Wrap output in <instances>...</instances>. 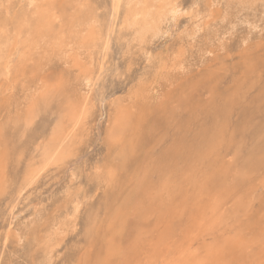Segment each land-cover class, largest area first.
Wrapping results in <instances>:
<instances>
[{
    "label": "rangeland",
    "instance_id": "1",
    "mask_svg": "<svg viewBox=\"0 0 264 264\" xmlns=\"http://www.w3.org/2000/svg\"><path fill=\"white\" fill-rule=\"evenodd\" d=\"M2 1L0 16L4 13L8 17L13 16V12L18 14L22 12V9L23 11L27 9L25 8L26 0ZM207 1L205 0L202 5L200 3L204 0L192 2L191 0H170L178 7L176 15L174 14L175 20L165 21L160 34L158 33L157 37L155 36L142 47L130 40L127 31L124 30L119 34L118 24L122 15L120 10L119 20L115 21L116 30L110 38L106 55L102 53L91 58L90 54H87L88 51L81 48L77 56L65 59L57 57L58 54L54 52V49L42 48L36 51L37 55L33 54L34 59L31 63L16 66L7 76L0 75L1 264H104L106 259L109 263L106 260L105 264H133L134 262L138 264L140 262L138 258L142 257V261L145 254H148L146 249L149 252L153 246L150 243L161 242L162 244L170 239L180 240L187 224L196 215L195 209L198 207L196 204L204 205L209 198L208 194L215 193L228 197L227 204L223 206L224 210L222 209L226 214L228 232L234 234L237 231L238 233L240 232L238 228L242 230L244 226L243 233L238 234L244 235L245 243L253 241L249 250H238L240 253L235 251L236 256L239 254V258L234 257V253L232 260L230 258L228 260L232 262L229 264H264V253H262L264 251V232L262 231V228L264 230V2L259 1L256 7L253 3L245 5V8L239 0L237 2L235 0ZM210 1L213 2L210 3ZM98 2L102 4L99 5ZM103 2L104 0H55V6L57 8L62 6L67 13H73L72 16H74L73 10L78 11L77 13H90V16L97 21L96 26L101 27L103 32L111 23L112 0ZM197 8L200 10L199 14H197ZM224 8H227V12ZM11 9L12 13H10ZM225 12L228 15L231 14V17ZM236 13L237 16L234 15ZM244 15L246 18L243 17ZM253 19L255 21H252ZM203 22L205 24H202ZM243 23L246 26L242 25ZM62 24L66 26L67 21H62ZM230 26L235 27L230 29ZM81 28L85 35V25ZM173 41L177 42L175 43L177 46ZM167 49H169L168 53H166ZM176 51H179L178 55ZM55 59L58 61L57 64ZM85 60L90 61L88 63ZM154 63L157 64L154 65ZM100 66L103 68L95 83L96 86L92 84L89 90L91 92H87L82 85L84 82L82 76L90 71H97ZM88 67L91 69H87ZM148 68L150 70L146 71ZM51 82L52 85L54 82L55 84L52 86ZM27 89L32 94H28ZM36 90L38 93L44 90L49 92L47 95L51 99L48 97L49 100L43 105L33 103L31 118H24L28 113L26 110L31 107L30 96L36 95ZM75 90L78 91L77 93L81 91L79 95ZM15 91L18 93H14ZM81 93L84 94L82 97L85 101L88 100L85 106L88 115L73 129L74 133L70 131L72 136L69 140L72 141L73 156L71 155L63 163L47 165L33 182L27 183L25 179L27 169L38 165L40 148L49 139L61 114L60 110L62 111V107L69 106L68 103L77 99L73 97L74 95L77 94L76 96L81 98ZM20 96L25 97V101L22 98L19 101ZM116 109L121 111L124 119L120 127L114 128L116 137L114 141L109 139L106 131L112 127V114ZM12 110L16 111L15 115ZM96 173H99L100 177L96 178ZM52 189L54 191H51ZM49 195L54 198L52 196L50 198ZM1 199H3L2 202ZM239 200H245L243 202L246 207L250 204L251 210L248 213L243 208H235L234 202ZM4 204L7 206L4 207ZM144 208L150 211L145 214ZM257 211L260 212L259 215ZM231 212L234 214L231 215ZM3 213L4 216H2ZM155 214L157 217L154 216ZM157 214L162 216L161 219ZM253 215L260 218L261 229L257 227L246 229L247 219ZM23 222L28 227L23 228L25 227ZM164 233L166 235L170 233L168 238L164 236ZM252 233L256 234L255 238L252 237ZM171 234L173 235L170 236ZM26 235L29 236L26 237ZM37 236L39 239L36 238ZM49 238L52 239L50 249L53 253L45 259L43 255L45 251L42 250H45V243ZM27 239L31 240V243ZM38 247L43 253L39 252Z\"/></svg>",
    "mask_w": 264,
    "mask_h": 264
},
{
    "label": "bare ground",
    "instance_id": "2",
    "mask_svg": "<svg viewBox=\"0 0 264 264\" xmlns=\"http://www.w3.org/2000/svg\"><path fill=\"white\" fill-rule=\"evenodd\" d=\"M3 1H7V0H3ZM2 1V2H3ZM103 1V0H102ZM175 1V0H174ZM181 1V0H180ZM183 1V0H182ZM193 0H191L192 2ZM199 1V0H197ZM207 1V0H206ZM219 1V0H217ZM231 1V0H229ZM228 1V2H229ZM237 2V0H235ZM264 2V0H239L240 4H242L245 8L246 6L245 5H250L253 3L254 7H256V4H258V2ZM1 2V0H0ZM20 2V1H19ZM24 2V1H23ZM27 2V8L26 10L23 11L22 9V12L20 11V13H14L13 16H6L4 14H2V16H0V75H3V76H7L8 73L11 72V69L15 68L16 66L19 67L20 65L22 66H25L26 64H29L31 63V60L33 61V54L35 55L39 49H54V52L57 53L58 55H56L57 57L59 56L60 58H65V59H70L71 57L74 58V56H77L78 53H80V49L81 48H84L86 49L87 54L89 53L91 58L95 57L97 54H105L107 49H108V46H109V41H110V38L111 36L115 33L114 30H116V26H115V21L116 19L119 20V11L122 10V15L120 17V21H119V24H118V30H119V34H121V32H123L124 30L127 31L128 35H129V38L130 40H133L134 42H136L138 45H140V47H142L143 44H145L146 42L148 43L149 40H151L152 38H154L162 29V24L165 22V21H168L170 19H174L175 20V12L177 11V5L176 4H173L170 2V0H112V5H111V14H112V19H111V23L108 27H106L105 31L102 32V28H98L96 26L95 23H97V21L90 16V13H83V12H79L77 13L78 11H75L73 10L74 12V16H72L73 13L71 12H66V10H64V8L62 6H59V8H57L55 6V0H26ZM105 2V0H104ZM103 2V3H104ZM109 2V0H108ZM190 2V4H191ZM208 2V1H207ZM213 2V1H210V3ZM216 2V1H215ZM220 2H222L220 0ZM227 2V1H226ZM77 3V2H76ZM181 3V2H180ZM184 3V2H182ZM188 3V2H187ZM205 3V0L203 3H200V4H204ZM25 4V3H24ZM99 4V2H98ZM102 4V3H100ZM99 4V5H100ZM189 4V3H188ZM214 4V3H213ZM218 4V3H217ZM216 4V5H217ZM230 4V3H229ZM15 5V4H14ZM21 5V3H20ZM23 5V4H22ZM66 5V4H65ZM194 5V4H193ZM201 5V6H202ZM209 5V4H208ZM211 5V4H210ZM221 5V4H220ZM228 5V4H226ZM232 5V4H231ZM242 5L240 6L242 8ZM13 6V5H12ZM17 6V5H16ZM23 6H26V5H23ZM105 6V4L103 5ZM190 6V5H189ZM200 6V7H201ZM222 6V5H221ZM239 6V5H238ZM2 7V6H1ZM9 7V5H8ZM7 7V8H8ZM22 7V6H20ZM99 7V6H98ZM186 7V6H185ZM211 7V6H210ZM229 7V6H228ZM233 7V6H231ZM237 7V6H236ZM235 7V9H236ZM11 8V7H10ZM15 8V7H14ZM19 8V6H18ZM78 8V7H77ZM199 8V6H198ZM197 8V11L199 14V11ZM206 8V7H205ZM238 8V7H237ZM240 8V9H241ZM20 9V8H19ZM58 11H57V10ZM80 10V8H78ZM77 9V10H78ZM209 9V8H208ZM227 8H224V10L227 12L226 10ZM232 8V10H235ZM18 10V9H16ZM203 10V9H202ZM210 10V9H209ZM222 10V9H221ZM243 10V9H242ZM12 9L10 11V13H12ZM257 11V10H256ZM2 12V11H1ZM183 12V11H182ZM186 12V11H185ZM194 12V11H192ZM196 12V11H195ZM211 12V11H210ZM222 12V11H221ZM220 14H224L221 13ZM225 12V13H226ZM229 12V10H228ZM241 12V10L239 11ZM249 12V11H248ZM255 12V11H254ZM75 13H77V15L75 16ZM188 13V12H186ZM191 13V12H190ZM205 13V12H203ZM213 13V11H212ZM232 14L234 13L231 12ZM238 13V12H237ZM237 13L234 14L237 16ZM244 13V12H243ZM247 13V12H246ZM260 13V12H259ZM175 14V15H174ZM227 14V13H226ZM248 14V13H247ZM251 14V13H250ZM255 14V13H254ZM4 15V16H3ZM210 15V14H209ZM213 16V14H211ZM228 15V14H227ZM231 14H229L228 16H230ZM240 15V14H239ZM242 15V14H241ZM246 15V14H245ZM243 16L246 18V16ZM66 16V17H65ZM193 16V15H192ZM104 17V16H103ZM196 17V16H195ZM198 17V15H197ZM204 17V15H203ZM207 17V15H206ZM223 17V16H222ZM232 17H234L232 15ZM242 17V18H243ZM249 16H247L248 18ZM256 17V16H254ZM58 18V20H57ZM66 18V19H65ZM109 18V17H108ZM107 18V19H108ZM208 18V17H207ZM206 18V19H207ZM214 19V17H211ZM241 18V17H240ZM239 18V19H240ZM104 19V18H103ZM197 19V18H196ZM203 19V18H202ZM235 20H237L236 18H234ZM180 20V19H179ZM194 20V18H193ZM208 20V19H207ZM215 20V19H214ZM229 20V19H228ZM240 20H243V19H240ZM248 20V19H247ZM62 21H67V25L63 26L62 24ZM105 21V20H104ZM102 21V22H104ZM192 21V20H191ZM210 21V20H209ZM224 21V19H223ZM246 21V20H245ZM252 21H255V19H253ZM101 22V21H100ZM101 22V23H102ZM206 24H207V21L205 20ZM205 22H203L202 24H205ZM215 22V21H214ZM225 22V21H224ZM229 22H231L229 20ZM234 22V21H232ZM238 22V21H237ZM236 22V23H237ZM244 22V20H243ZM191 23V22H190ZM199 23V22H198ZM210 23V22H209ZM219 23V21H218ZM242 23V22H241ZM249 23V22H248ZM259 23V21H258ZM100 24V23H99ZM228 24V23H227ZM232 25V23H230ZM86 27V34L83 35V30L81 28V26H84ZM168 25V24H167ZM174 25V24H173ZM211 25V24H210ZM217 25V23H216ZM219 25V24H218ZM223 25V23H222ZM222 25H221V28H222ZM238 25V24H237ZM244 26H246L244 23L242 24ZM258 25V24H257ZM99 26V25H98ZM203 26V25H202ZM229 26V25H228ZM240 26V24L238 25ZM258 26H261V25H258ZM64 27V28H63ZM235 27V26H233ZM233 27H229L230 29L233 28ZM167 28V27H166ZM200 28V27H199ZM206 28V27H205ZM224 28V27H223ZM226 28L228 29V27L226 26ZM241 28V27H240ZM247 28V27H246ZM214 29V28H213ZM220 29V27H219ZM238 30V28H235ZM249 29V28H248ZM207 30V29H206ZM210 30V28H209ZM218 30V29H217ZM229 30V29H228ZM240 30V29H239ZM238 30V31H239ZM204 31V30H203ZM213 31V30H212ZM211 31V33H212ZM230 31V30H229ZM244 31V30H243ZM249 31V30H247ZM245 31V32H247ZM187 32V31H185ZM190 32V31H189ZM193 32V31H192ZM191 33L190 36H191ZM205 32V31H204ZM222 32V31H221ZM225 32V31H224ZM242 32V30H241ZM240 32V33H241ZM250 32V31H249ZM184 33V32H183ZM188 33V32H187ZM186 33V34H187ZM195 33V32H194ZM208 33V32H207ZM210 33V32H209ZM210 33V35H211ZM255 33V32H254ZM160 34V33H159ZM185 34V33H184ZM198 34V33H196ZM217 34V33H216ZM215 34V35H216ZM220 34V32L218 33ZM217 34V35H218ZM242 34V33H241ZM180 35V33H179ZM199 35V34H198ZM207 35V34H206ZM224 35V34H222ZM221 35V36H222ZM160 36V35H158ZM185 36V35H184ZM182 36V37H184ZM201 36V35H200ZM209 36V34H208ZM212 36V35H211ZM214 36V35H213ZM220 37V35H218ZM216 36V37H218ZM247 36V35H246ZM245 36V37H246ZM157 37V36H156ZM199 37V36H198ZM218 37V38H219ZM248 37V36H247ZM127 38V36H126ZM180 38V36H179ZM191 38H194V37H191ZM197 38V37H196ZM195 38V39H196ZM206 38V37H205ZM204 38V39H205ZM209 38V37H208ZM211 40L213 38H215V36L212 38L210 37ZM241 38V36H240ZM176 39V38H175ZM198 39V38H197ZM203 39V38H202ZM216 39V38H215ZM113 40V39H112ZM188 40V39H187ZM171 41V40H170ZM178 41V40H176ZM189 41V40H188ZM193 41V39H192ZM207 41V39H206ZM210 41V40H209ZM213 41V40H212ZM220 41V40H219ZM174 42V41H173ZM180 42V41H179ZM195 42H197V40H195ZM205 42V41H203ZM215 42V41H214ZM227 42V41H226ZM151 43V41H150ZM177 43V42H174V44ZM181 43V42H180ZM184 43V42H183ZM190 43V41H189ZM188 43V44H189ZM224 43V42H223ZM179 44V43H178ZM191 44V43H190ZM198 44V43H197ZM213 44V43H212ZM211 44V45H212ZM176 45V44H175ZM192 45V44H191ZM177 46V45H176ZM184 46V45H183ZM189 46V45H188ZM187 46V47H188ZM206 46V45H205ZM192 47H194L192 45ZM191 47V48H192ZM200 47V46H198ZM170 50H171V46L169 47ZM174 48V47H173ZM176 49V48H175ZM178 49V48H177ZM184 49V48H183ZM199 49V48H198ZM146 50V49H145ZM169 49L166 50V53H168ZM181 50V49H180ZM41 51V50H40ZM185 51V50H184ZM197 51V50H196ZM43 52V51H42ZM40 52V53H42ZM179 52V51H178ZM177 51L175 52L176 54L178 53ZM183 51H181L182 53ZM200 52V51H199ZM46 53H48L46 51ZM174 53V54H175ZM43 54V53H42ZM84 54V53H83ZM172 54V55H174ZM196 54V53H194ZM200 54V53H199ZM202 54V53H201ZM37 55V54H36ZM48 55V54H47ZM50 55V53H49ZM53 55V54H52ZM106 55V54H105ZM178 55V54H177ZM177 55H174V56H177ZM184 55V53H183ZM182 55V56H183ZM186 55V54H185ZM193 55V54H192ZM32 56V57H31ZM40 56V55H39ZM89 56V55H88ZM152 56V55H151ZM171 56V55H170ZM187 56V55H186ZM190 56V55H189ZM201 56V55H200ZM198 56V57H200ZM42 57V56H41ZM51 57V56H50ZM179 57V56H178ZM193 57V56H191ZM196 58H198L197 56H195ZM194 57V58H195ZM43 58V57H42ZM48 58V57H47ZM152 58V57H151ZM173 58V57H172ZM175 58V57H174ZM183 58V57H182ZM195 58V59H196ZM36 59V58H35ZM82 59V57H81ZM176 59V58H175ZM44 60V58H43ZM77 60V59H76ZM79 60V59H78ZM104 60V59H103ZM149 60V59H148ZM151 60V59H150ZM178 60V59H177ZM176 60V61H177ZM52 61V60H51ZM56 61V64H57V60L55 59ZM81 61V60H80ZM87 61V60H85ZM90 61V60H88ZM87 61V62H88ZM93 61V60H92ZM175 61V62H176ZM186 61V60H185ZM44 62H46L44 60ZM48 62V61H47ZM60 62V61H59ZM84 62V61H83ZM172 62V60H171ZM188 62V61H187ZM36 63V62H35ZM49 63V62H48ZM54 63V62H53ZM67 63V61H66ZM74 63V62H73ZM89 63V62H88ZM87 63V64H88ZM92 63V62H91ZM90 63V64H91ZM94 63V61H93ZM92 63V65H93ZM41 64V63H40ZM62 64V63H61ZM86 64V62L84 63ZM153 64V63H152ZM157 64V63H154V65ZM159 64V63H158ZM173 64V63H172ZM32 65V64H31ZM46 65V64H45ZM59 65V64H58ZM63 65V64H62ZM248 65V64H247ZM37 66V65H35ZM39 66V65H38ZM53 66V65H52ZM55 66V65H54ZM88 66L90 67V65L88 64ZM113 66V65H112ZM164 66V65H163ZM169 66V65H168ZM48 67V66H47ZM68 67V65H67ZM84 67V66H83ZM87 68V69H91V68ZM37 68V67H36ZM40 69V67H38ZM54 68V67H53ZM52 68V69H53ZM56 68V67H55ZM72 68V67H71ZM82 68V66H81ZM103 67L100 66L98 68L97 71H90L88 74H83L82 76V81H84L82 83V85L86 88V91L88 92L91 88V85L92 84H95L96 81H98L100 75H101V69ZM114 68V66H113ZM115 68H116V65H115ZM173 68H175L173 66ZM19 69V68H18ZM45 69V68H44ZM77 69H78V66H77ZM76 69V70H77ZM83 69H86V68H83ZM111 69V68H110ZM159 69V68H158ZM163 69V68H162ZM41 70V69H40ZM43 70V69H42ZM112 70V69H111ZM146 70V69H145ZM150 69L148 68V70L146 71H149ZM185 70V69H184ZM58 71V70H57ZM79 71V70H78ZM77 71V72H78ZM81 71V70H80ZM107 71V70H106ZM116 71V69H115ZM159 71V70H158ZM180 71V70H179ZM16 72V71H14ZM64 72V71H63ZM75 72V70H74ZM85 72H87V70H85ZM84 72V73H85ZM105 72V70H104ZM73 73V72H72ZM108 73V72H107ZM149 73V72H148ZM172 73V72H171ZM15 74V73H14ZM18 74H20L18 72ZM42 73H40L41 75ZM64 74V73H63ZM70 74V73H69ZM143 74V73H142ZM175 74V73H174ZM73 75V74H72ZM45 76V75H44ZM49 76V75H48ZM51 76V75H50ZM59 76V75H57ZM103 76V75H102ZM143 76V75H142ZM151 76V75H150ZM155 76V75H154ZM163 76V75H162ZM173 76V75H172ZM13 77V75H12ZM39 77V76H38ZM43 77V76H42ZM81 77V76H80ZM61 78V76H60ZM73 78V77H72ZM75 78V77H74ZM73 78V79H74ZM3 79V78H2ZM44 79V77H43ZM150 79V77H149ZM1 80V79H0ZM39 80V79H38ZM64 80V79H63ZM81 80V79H80ZM143 80V79H142ZM21 81V79H20ZM42 82H44L42 79H41ZM57 81V80H56ZM60 81H62L60 79ZM69 81V79H68ZM5 83V81H3ZM7 82V81H6ZM70 82V81H69ZM145 82V81H143ZM20 83V82H19ZM34 83V82H33ZM48 83V82H47ZM60 83V82H59ZM58 83V84H59ZM67 83V81H66ZM73 83V82H72ZM151 83V82H150ZM9 84V83H7ZM6 84V86H7ZM55 84V82H54ZM53 84V85H54ZM64 84V83H63ZM141 84V83H140ZM1 85V84H0ZM39 85V84H38ZM51 85H52V82H51ZM52 85V86H53ZM70 85V84H69ZM26 86V85H25ZM50 86V85H49ZM63 86V85H62ZM96 86V84H95ZM133 86V85H132ZM16 87V86H15ZM43 87V86H42ZM48 87V85H47ZM57 87V86H56ZM70 87V86H69ZM140 86H138L139 88ZM26 88V87H25ZM24 88V89H25ZM55 88V87H53ZM62 88V87H61ZM94 88V87H93ZM145 88V87H144ZM151 88V87H149ZM47 89V88H46ZM60 89V88H59ZM66 89V88H65ZM81 89V88H80ZM132 89V88H131ZM140 89V88H139ZM157 89V88H156ZM13 90V89H12ZM29 90V89H27ZM26 90V91H27ZM49 90V88L47 89ZM54 89H52L53 91ZM92 90V89H91ZM94 90V89H93ZM129 90V89H128ZM146 90V88H145ZM158 90V89H157ZM19 91V90H18ZM18 91H15L14 93H18ZM63 91V88L62 90ZM60 91V92H61ZM76 91V90H75ZM82 91V89H81ZM80 91V92H81ZM130 91V90H129ZM137 91H140V90H137ZM148 91V90H147ZM13 92V91H11ZM33 92V91H32ZM78 91H76L77 93ZM79 92V93H80ZM91 92V91H89ZM134 92V91H133ZM143 92V91H141ZM13 93V95H15ZM20 93V92H19ZM30 93V90L28 91V94ZM36 95H34L33 97H31V104L29 103V105H31V107H29L28 110V113H26V117L24 116V118H31V114L33 113V106L34 104L33 103H36V104H39V105H43L47 102V100L51 99L49 97V95H47V91H42V92H37V90L35 91ZM64 93V92H63ZM79 93H77L79 95ZM86 93V92H85ZM121 93V92H120ZM128 94V92H126ZM135 93V92H134ZM148 93V92H147ZM32 94V93H30ZM54 94H55V91H54ZM57 94V92H56ZM60 94V93H59ZM62 94V93H61ZM76 94V95H77ZM125 94V93H124ZM133 94V93H132ZM136 94V93H135ZM144 94V93H143ZM146 94V93H145ZM12 95V94H11ZM20 95V94H19ZM22 95V94H21ZM69 95V93H68ZM74 95L73 97L77 98L74 102H71V103H68L69 106L65 105L66 107L63 108L62 107V111L60 110L61 114L59 116V119H57L58 121L56 122V124L54 125L52 131H51V134H50V137L47 141H45V143L41 146L40 148V159H39V163L38 165L36 164L35 167H28V172L26 174V182L27 183H30V182H33L35 177H37L38 173L44 169L47 165H50V164H57V163H63L64 161H66L71 155L73 156L72 152H73V149H72V141H70L69 139L71 138L70 135L71 132H73V129L78 126L81 122V120H83V118L88 115L87 113V110H86V104L88 103V100L85 101V99L82 97L84 96V94H80L81 95V98H79L78 96ZM99 95V94H98ZM119 95V94H118ZM140 95V94H139ZM148 95V94H146ZM29 96V95H28ZM117 96V95H116ZM128 96V95H127ZM14 97V96H13ZM25 97H27L25 95ZM24 97V98H25ZM49 97V99H48ZM52 97V95H51ZM70 97V96H69ZM90 96L88 95V98ZM92 97V96H91ZM147 97V96H146ZM6 98V97H5ZM19 99L22 98L21 96L18 97ZM22 98V100L25 101V99ZM142 98V97H141ZM148 98V97H147ZM230 98V97H228ZM91 99V98H90ZM119 99V98H118ZM136 99V98H135ZM139 99V98H138ZM150 99V98H149ZM27 100V98H26ZM29 100V102H30ZM53 100V99H52ZM59 100V99H58ZM70 100V99H69ZM73 100V98L71 99ZM16 101V100H14ZM21 101V99L19 100ZM120 100H118L119 102ZM61 102V101H60ZM226 102V101H225ZM14 103V102H13ZM16 103V102H15ZM22 103V102H21ZM129 103V102H128ZM149 103V102H148ZM12 104V103H10ZM23 104H27V103H23ZM63 104V103H62ZM61 104V105H62ZM103 104V103H102ZM13 105V104H12ZM16 106V104H14ZM119 105H120V102H119ZM126 105V104H125ZM124 105V106H125ZM133 105V104H132ZM131 105V106H132ZM60 106V105H59ZM94 106V105H93ZM103 106V105H102ZM110 106V104H109ZM9 107H12V106H9ZM122 107V106H120ZM14 108V107H13ZM115 108V107H113ZM117 108H118V105H117ZM134 108V107H133ZM9 109V108H8ZM17 109V108H16ZM20 109V107H19ZM24 109V107H23ZM121 109V108H120ZM25 110V109H24ZM104 110V109H103ZM127 110V109H126ZM9 111V110H8ZM7 111V112H8ZM11 111V110H10ZM13 111V110H12ZM20 111V110H19ZM18 111V112H19ZM24 111V112H26ZM14 112V115H15V112L16 111H13ZM104 112V111H103ZM9 114V113H8ZM25 114V113H24ZM54 114V113H53ZM59 114V113H57ZM127 114V112H126ZM138 114V113H137ZM5 115V114H4ZM31 115V116H30ZM113 123H112V127L109 128L107 131H106V134L108 135L109 139L110 140H114V135H115V131H114V128H118L120 127V124L124 117L122 116V113L120 110H114L113 112ZM9 116V115H8ZM7 116V118H8ZM95 116V115H93ZM127 116V115H126ZM211 116V115H210ZM6 117V116H5ZM21 117V116H20ZM107 117V115H106ZM249 118V117H248ZM14 119V117H13ZM215 119V118H214ZM6 120V119H5ZM15 120V119H14ZM33 120V119H32ZM10 121V120H9ZM31 121V120H29ZM27 121V122H29ZM96 121V120H95ZM108 121V120H107ZM9 123V122H8ZM26 123V122H25ZM89 123V122H88ZM11 124V123H10ZM17 124V122H16ZM28 124V123H27ZM54 124V123H53ZM110 124V123H109ZM107 125H108V122H107ZM71 127V128H70ZM8 128V127H7ZM11 128V126H10ZM87 128V127H86ZM207 128V127H206ZM211 128V127H210ZM225 128V127H224ZM9 129V128H8ZM72 129V130H71ZM100 129V128H99ZM124 129V128H123ZM203 129V128H202ZM220 129V128H219ZM7 130V129H6ZM10 130V129H9ZM88 130V128H87ZM71 131V132H70ZM124 131H127V130H124ZM9 132V131H8ZM90 132V131H89ZM100 132V131H99ZM103 132V131H102ZM212 132V131H211ZM3 133V131H2ZM12 133V132H11ZM14 133V132H13ZM74 133V132H73ZM231 133V132H230ZM118 134V133H117ZM116 134V135H117ZM119 135V134H118ZM124 135V134H123ZM128 135V134H127ZM1 136V135H0ZM75 136V135H74ZM221 136V135H220ZM2 137V136H1ZM222 137V136H221ZM220 137V139H221ZM116 138V137H115ZM74 139V137H73ZM121 139V138H120ZM174 140V139H173ZM251 140V139H250ZM40 141V140H39ZM87 141V140H86ZM115 141V140H114ZM4 142V141H3ZM230 142V141H229ZM14 143V142H13ZM41 144V143H40ZM174 144V143H173ZM8 146V145H7ZM75 146V145H74ZM130 146V144H129ZM35 147V145H34ZM2 148V147H1ZM114 149V148H113ZM5 150V149H4ZM80 150V149H79ZM177 151V150H176ZM199 152V151H198ZM76 154V153H75ZM190 154V153H189ZM233 154V153H232ZM78 155V154H77ZM178 155V153H177ZM95 159V158H94ZM83 160V159H82ZM152 161V160H151ZM226 161V160H225ZM227 163V162H226ZM166 164V163H165ZM217 164V163H216ZM34 165V164H33ZM82 165V164H81ZM60 166V165H59ZM193 168V166H191ZM254 167V166H253ZM252 167V168H253ZM227 168V167H226ZM5 169V168H4ZM228 169V168H227ZM103 170V169H102ZM106 170V169H105ZM7 171V169H6ZM22 171V170H21ZM107 171H109V169L107 168ZM254 171V170H253ZM15 172V171H14ZM153 172V171H152ZM188 172V171H187ZM18 173V172H17ZM22 173V172H21ZM7 174V173H6ZM14 176L15 174L12 173ZM19 174V173H18ZM3 175V174H2ZM108 175V173H107ZM187 175L189 176V173H187ZM22 176V175H21ZM184 176V175H183ZM209 176V175H208ZM3 176H1L2 178ZM10 176H8L9 178ZM17 177V175H16ZM15 177V179H16ZM96 178L100 177V174L99 173H96L95 175ZM137 177V176H135ZM209 178V177H208ZM9 179H12V178H9ZM38 179V178H37ZM36 179V180H37ZM44 179V178H43ZM65 179V178H64ZM116 179V178H115ZM137 179V178H136ZM2 180V179H1ZM13 180V179H12ZM10 180V181H12ZM135 180V179H134ZM193 180V179H192ZM7 181V180H6ZM15 181V180H14ZM21 181V180H20ZM38 181V180H37ZM40 181V179H39ZM64 181V180H63ZM136 181V180H135ZM16 182V181H15ZM117 182V181H116ZM208 182V181H207ZM240 182V181H239ZM5 183V182H4ZM9 183V182H8ZM135 183V182H134ZM162 183V182H160ZM6 184V183H5ZM14 184V183H13ZM19 184V183H18ZM47 184V183H46ZM65 184V183H64ZM200 184V183H199ZM240 184V183H239ZM15 185V184H14ZM12 185V187L14 186ZM23 185H26V184H23ZM85 185H88V184H85ZM133 185V183H132ZM165 185V184H164ZM189 185V184H188ZM21 186V185H19ZM63 186V185H62ZM136 186V185H134ZM1 187V186H0ZM16 187V186H15ZM28 187V186H27ZM66 187V186H65ZM166 187V186H165ZM188 186H186L187 188ZM10 188V186H9ZM21 188V187H20ZM42 188V187H41ZM58 188V187H57ZM62 188V187H61ZM68 188V187H67ZM183 188V187H182ZM185 188V187H184ZM12 189V188H11ZM43 189V188H42ZM41 189V190H42ZM55 189V188H54ZM66 189V188H65ZM69 189V188H68ZM26 190V189H25ZM44 190V189H43ZM46 190V189H45ZM64 190V189H63ZM9 191V190H7ZM20 191V190H19ZM51 191H54L53 189ZM178 191V190H177ZM211 191V190H210ZM245 191V190H244ZM39 192V191H38ZM59 192V190H58ZM66 192V191H65ZM231 192V191H230ZM17 193V191H16ZM26 193V192H25ZM152 193V192H151ZM150 193V194H151ZM180 193V192H179ZM228 193V192H227ZM46 194V193H45ZM59 194V193H58ZM70 194V193H69ZM208 194V193H207ZM229 194V193H228ZM245 194V193H244ZM57 195V194H56ZM55 195V196H56ZM89 195V194H88ZM177 195V194H176ZM3 196L5 197V195L3 194ZM50 198L52 195H49ZM107 196V195H106ZM2 197V198H4ZM42 197V196H41ZM54 198V196H52ZM59 197V195H58ZM85 197H87L85 195ZM99 197V196H97ZM208 200H206L205 204L202 205V204H196L198 207L195 209L197 212H196V215L193 216L191 218V220L189 221V223L187 224V227L185 228L183 234H182V237L180 240H169L165 243L161 242L159 244L156 243H150V244H153V246L150 248V251L148 252L147 249H146V252L148 253L147 255L145 253H141V254H145V258L142 259L141 261V258L137 257L138 255H136V257L138 259H140V262H138V264H229V263H232L231 261L228 262L229 258L230 260H232L233 258V255L234 257L236 256V252L235 251H242L243 250H249L252 245H253V241H250V242H244L245 238L243 236H241L240 234L238 233H243L242 230L244 229V226L243 229H239L240 232L237 233V231L234 233V234H231L228 232V229L227 227L228 226V223H226V214L224 213V209H223V206H225L227 204V200H228V197L223 195V194H219V193H215L213 195H210L208 194ZM43 198V197H42ZM14 199V198H13ZM20 199V198H19ZM75 199V198H74ZM87 199V198H86ZM85 199V200H86ZM179 199V198H177ZM196 199V197H195ZM3 199H1V202H2ZM4 200H7V199H4ZM15 200V199H14ZM65 200V199H64ZM77 201V200H76ZM161 201V200H160ZM159 201V202H160ZM183 201V200H182ZM245 201V200H243ZM239 200V201H236L234 202L235 204V208H243L244 211H247V213L251 210V206L250 204L247 205H244V202ZM6 202V201H4ZM65 202V201H64ZM168 202V201H167ZM196 202V201H195ZM18 203H19V200H18ZM17 203V205H18ZM186 203V202H185ZM248 203V202H247ZM3 204V203H2ZM7 204V203H6ZM12 204V203H11ZM75 204V203H74ZM195 204V203H194ZM10 205V204H9ZM16 205V203H15ZM47 205V204H46ZM82 205V203H81ZM139 205V204H138ZM162 205V204H161ZM3 206V205H2ZM1 206V207H2ZM7 206V205H6ZM5 204H4V207H6ZM64 206V205H63ZM77 206V205H76ZM74 206V207H76ZM163 206V205H162ZM161 206V207H162ZM171 206V205H170ZM229 206V205H228ZM231 206V205H230ZM261 206V205H260ZM259 206V207H260ZM82 207V206H81ZM136 207V206H135ZM164 207V206H163ZM186 207V206H184ZM183 207V208H184ZM9 208V207H8ZM84 208V207H83ZM154 208V207H153ZM159 208V206H158ZM194 208V207H193ZM3 209V208H2ZM15 209V208H14ZM33 209V208H32ZM35 209V208H34ZM72 209V208H71ZM162 209V208H161ZM223 209V210H222ZM228 209V208H227ZM4 210V209H3ZM134 210V209H133ZM145 210V208H144ZM147 210V209H146ZM145 210V214L146 212H149V211H146ZM155 209H153L154 211ZM165 210V208L163 209ZM7 211V210H6ZM175 211V210H174ZM189 211V210H188ZM234 211V210H233ZM260 211V210H259ZM259 211H257V215H259ZM32 212V210H31ZM72 212V210H71ZM167 212V211H165ZM163 212V213H165ZM181 213V211H179ZM193 212V211H192ZM5 213V212H4ZM4 213L2 216H4ZM7 213V212H6ZM40 213V212H39ZM42 213V211H41ZM80 213V212H79ZM156 213V212H155ZM9 214V213H8ZM66 214V213H65ZM64 214V215H65ZM71 214V213H70ZM81 214V213H80ZM170 214V213H169ZM178 214V213H177ZM194 214V213H193ZM231 215L234 214V213H230ZM229 214V215H230ZM1 215V214H0ZM84 215V214H83ZM148 215V214H147ZM146 215V216H147ZM153 215V214H152ZM157 215H160V214H157ZM163 215V214H162ZM170 215H174L173 214H170ZM169 215V216H170ZM181 215V214H180ZM179 215V216H180ZM245 215V214H244ZM257 215H253L251 217H249V219H247V222L248 224L245 225L246 226V229L248 228H252L254 227L256 229V227L259 229H261L262 227H260L259 225V222H260V218H257L258 216ZM262 215V213H261ZM264 215V214H263ZM38 216V215H37ZM48 216V215H47ZM73 216V215H72ZM156 216V214L154 215ZM242 216V215H241ZM257 216V217H256ZM34 217V216H33ZM78 218V215L76 216ZM86 217V216H85ZM157 217V216H156ZM159 218L162 217L161 215L158 216ZM164 217V216H163ZM167 217V216H166ZM165 217V218H166ZM171 219H172V216H170ZM169 217V218H170ZM178 217V216H177ZM247 217V216H246ZM93 218V217H92ZM120 218V217H119ZM149 218V217H148ZM153 218V216H152ZM243 218V217H242ZM253 218L255 220H253ZM257 218V219H256ZM263 218V217H261ZM74 219V217H73ZM72 219V221H73ZM94 219V218H93ZM161 219V218H160ZM245 219V218H244ZM53 220V219H51ZM60 220V219H59ZM69 220V219H68ZM77 220V219H76ZM91 220V219H90ZM149 220V219H148ZM152 220V219H151ZM150 220V221H151ZM155 220V219H154ZM24 221V220H23ZM31 221V219H30ZM70 221V220H69ZM94 221V220H93ZM150 221H148L150 223ZM158 221V219H157ZM157 221H154V222H157ZM172 221V220H171ZM232 221V219H231ZM32 222V221H31ZM46 222V221H45ZM159 222V221H158ZM165 222V221H164ZM180 222V221H179ZM20 223V222H19ZM29 223V222H27ZM36 223V222H35ZM121 223V221H120ZM152 223V222H151ZM150 223V224H151ZM160 223V222H159ZM172 223V222H171ZM170 223V224H171ZM178 223V222H177ZM226 223V224H225ZM8 224V222H7ZM24 224V222H23ZM22 224V225H23ZM45 224V223H44ZM47 224V223H46ZM58 224V223H57ZM63 224V223H62ZM80 224V223H79ZM154 224V223H152ZM157 224V223H155ZM164 224V223H163ZM162 224V225H163ZM242 223H240L241 225ZM245 224V223H244ZM263 224V222L261 223ZM5 225V224H4ZM25 225V224H24ZM61 225V224H60ZM6 226V225H5ZM15 226V225H14ZM27 225H25V227L23 228H26ZM69 226H71V224H69ZM78 226V225H77ZM157 226V225H156ZM179 226V225H178ZM186 226V225H184ZM263 226V225H262ZM22 227V226H21ZM28 227V226H27ZM30 227V226H29ZM40 227V226H39ZM62 227V226H61ZM64 227V226H63ZM74 227V226H73ZM76 227V226H75ZM91 227V225H90ZM174 227V226H172ZM1 228V226H0ZM20 228V226H19ZM31 228V227H30ZM165 228V227H164ZM13 229V228H12ZM17 229V228H16ZM22 229V228H21ZM19 229V230H21ZM86 229V228H85ZM257 229V230H258ZM39 230V228H38ZM62 230V229H61ZM68 230V229H67ZM74 230V229H73ZM72 230V231H73ZM166 230V229H165ZM22 231V230H21ZM63 231V230H62ZM71 231V232H72ZM86 231V230H84ZM170 231H171V225H170ZM169 231V232H170ZM173 231V230H172ZM247 231V230H246ZM254 231V230H253ZM259 231V230H258ZM262 231L264 232L263 228H262ZM7 232V231H6ZM15 232V230L13 231ZM18 232V231H17ZM65 232V231H63ZM68 232V231H67ZM160 232V231H159ZM158 232V234H159ZM167 232V231H166ZM165 232V233H166ZM176 232V231H175ZM87 233V232H86ZM164 233V236L166 235ZM168 233V232H167ZM245 234H247L246 232H244ZM251 233V232H250ZM261 233V232H260ZM9 234V232H8ZM7 234V235H8ZM18 234V233H17ZM151 234V233H150ZM170 234V233H169ZM167 234L165 237L168 238V235ZM253 234V233H252ZM251 234V236H252ZM20 235V234H19ZM35 235V234H33ZM173 234H171L170 236H172ZM175 235V234H174ZM248 235V234H247ZM246 235V236H247ZM4 236V235H3ZM29 236V235H26V237ZM41 236V235H40ZM153 236V235H152ZM162 235V237H164ZM256 236V234H253L252 237ZM262 236V235H261ZM15 237V236H14ZM13 237V238H14ZM31 237V235H30ZM39 236H37L36 238H38ZM164 237V238H165ZM258 237V236H257ZM32 238V237H31ZM61 238V237H60ZM147 238V237H146ZM255 238V237H254ZM3 239V238H2ZM10 239V238H9ZM39 239V238H38ZM56 239V238H55ZM148 239V238H147ZM156 239H157V235H156ZM160 239V238H159ZM258 239V238H257ZM25 240V239H24ZM29 240V239H27ZM26 240V241H27ZM165 240V239H164ZM247 240V239H246ZM9 241V240H8ZM31 240H29L30 242ZM33 241H35V238L33 237ZM38 241V240H37ZM52 239L49 238L45 245V250H42L44 252L43 255H45V259L48 258V256L53 253L51 252L52 250L50 249V243H51ZM64 241V240H63ZM144 241V240H143ZM148 241V240H147ZM158 241V240H157ZM15 242V241H14ZM152 242H155V240H152ZM31 243V242H30ZM35 243V242H34ZM20 244V242H19ZM37 244V243H36ZM3 245V244H2ZM1 245V246H2ZM263 245V244H262ZM6 246V245H5ZM19 246V245H18ZM17 246V247H18ZM52 246V245H51ZM55 246V245H54ZM107 246V245H106ZM109 246V245H108ZM3 247V246H2ZM28 247V246H27ZM30 247V246H29ZM28 247V248H29ZM263 247V246H262ZM19 248V247H18ZM39 250H40V247H38ZM105 248V247H104ZM32 249V248H31ZM145 250V249H144ZM10 251V250H9ZM32 251V250H31ZM30 251V252H31ZM41 250L39 252H42ZM240 251H238V253H240ZM34 252V251H33ZM42 252V253H43ZM107 255H109V251H107ZM144 252V251H142ZM262 253H264V251H262ZM16 254V253H15ZM85 254V253H84ZM254 254V253H253ZM1 255V254H0ZM28 255V253H27ZM33 255V254H32ZM101 255V254H100ZM262 255V254H261ZM264 255V254H263ZM15 256V255H14ZM13 256V258H14ZM105 256V255H104ZM141 256V255H140ZM242 256V255H241ZM9 257V256H8ZM33 257V256H32ZM31 257V258H32ZM50 257V256H49ZM239 258V254L238 256H236ZM262 257V256H261ZM27 258V256H26ZM36 258V257H35ZM38 258V257H37ZM41 258V257H40ZM102 258H105V257H102ZM109 258V256H108ZM30 260V258H28ZM101 259V258H100ZM132 259V258H131ZM137 259V260H138ZM146 259V260H145ZM241 259V258H240ZM263 259H264V256H263ZM7 260V259H6ZM5 260V261H6ZM37 260V259H35ZM39 260V259H38ZM107 260V259H106ZM106 260H105V263H106ZM129 260V259H128ZM235 262L236 259H233ZM243 260V259H241ZM254 262H255V259H253ZM1 261V260H0ZM34 261V259H33ZM43 261V259H42ZM49 261V260H47ZM124 261V260H123ZM133 261V260H132ZM135 261V260H134ZM104 262V261H103ZM137 262V261H136ZM234 262V263H235ZM13 263V262H12ZM33 263V262H32ZM39 263V262H38ZM45 263V261H44ZM104 263V264H105ZM107 263L108 260H107ZM135 263V262H134ZM133 263V264H134ZM1 264V263H0ZM6 264V263H4ZM245 264V263H244ZM255 264V263H254Z\"/></svg>",
    "mask_w": 264,
    "mask_h": 264
}]
</instances>
